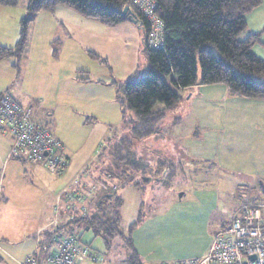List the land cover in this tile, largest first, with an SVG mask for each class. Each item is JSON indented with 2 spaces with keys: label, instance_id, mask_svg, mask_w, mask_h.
<instances>
[{
  "label": "rangeland",
  "instance_id": "1",
  "mask_svg": "<svg viewBox=\"0 0 264 264\" xmlns=\"http://www.w3.org/2000/svg\"><path fill=\"white\" fill-rule=\"evenodd\" d=\"M27 2L0 6V22H6L1 45L17 44ZM149 7L145 3L139 8ZM142 37L133 23L108 25L60 5L35 17L19 70L15 59H8L0 70V86L7 85L11 95L25 96L29 102L23 103L33 105L35 121L59 134L73 163H85L89 169L72 185L77 197L56 212L67 215L94 194L117 193L123 200L118 210L122 236L110 240L109 246L94 228L75 229L93 251L110 250L105 264H128L127 239L142 264L201 258L244 204L264 203V105H245L248 99L224 95L218 87L182 91L181 103L166 114L157 134L143 142L132 140V148H126L132 154L128 161L126 151L113 149L121 137L130 139L134 116L122 106L120 87L143 78L149 68ZM163 108L158 103L153 112ZM9 141L8 133L0 130L2 159ZM35 169L13 158L7 169L0 163V237L8 238L1 243L8 242L13 255L11 247L25 233L34 244L40 227L53 217L51 189L58 179ZM119 169L124 175L111 180ZM22 192L31 195L30 205ZM154 229L160 232L151 240L149 231Z\"/></svg>",
  "mask_w": 264,
  "mask_h": 264
},
{
  "label": "trees",
  "instance_id": "2",
  "mask_svg": "<svg viewBox=\"0 0 264 264\" xmlns=\"http://www.w3.org/2000/svg\"><path fill=\"white\" fill-rule=\"evenodd\" d=\"M150 1L156 7L152 17L148 18L134 0H28L27 16L20 22L19 40L14 47L0 45V62L15 59V67L19 70V64L28 51L33 21L43 11H54L58 6L66 5L85 18L116 26L131 23L128 16H123L124 9L129 7L143 35L142 54L149 68L143 78L120 87L122 106L134 116L129 127L130 139L121 137L113 149L127 152L126 148L133 146L132 140L143 142L157 134V127L166 114L181 103L180 93L195 86L224 85L234 97L264 100V58L253 51L262 43V33L241 38L247 30V15L259 8L263 0ZM18 3L19 0H0V6L4 7H15ZM157 20L161 23V46L156 48L151 44V34ZM167 78H171L170 83ZM158 103L164 104V108L153 112ZM127 153L128 161L132 154ZM113 173L115 178L111 176L114 178L111 180L124 175L120 169ZM106 174L109 175L108 172ZM71 190L69 194L75 199L77 194L73 193V188ZM122 205L123 200L117 193L94 194L90 200L76 203L78 209L67 215L62 213L59 232L78 236L84 243L75 229L78 226L94 228L109 246L110 240L122 236L118 211ZM138 224L139 221L132 224L130 231ZM53 233L51 227L44 234L38 252L40 264L45 262ZM125 244L130 252L128 264H142L131 240H125Z\"/></svg>",
  "mask_w": 264,
  "mask_h": 264
},
{
  "label": "built area",
  "instance_id": "3",
  "mask_svg": "<svg viewBox=\"0 0 264 264\" xmlns=\"http://www.w3.org/2000/svg\"><path fill=\"white\" fill-rule=\"evenodd\" d=\"M145 3L149 4V9H140L150 18L155 3L134 0L137 7ZM153 25L155 30L151 34V44L157 48L161 46V23L157 20ZM0 130L10 137V158L23 160L30 165H42L50 175L61 176L66 171L68 160L63 144L48 127L35 121L33 107L19 103L10 94L0 98ZM69 192L72 191L63 194L65 201L72 198ZM59 216L60 211H57L52 223L54 233L49 251L42 264L99 263L100 255L82 243L78 236L59 232ZM38 256L39 253L35 252L23 264H40ZM168 264H264V203L254 206L244 204L231 223L215 235L209 251L201 258Z\"/></svg>",
  "mask_w": 264,
  "mask_h": 264
},
{
  "label": "crops",
  "instance_id": "4",
  "mask_svg": "<svg viewBox=\"0 0 264 264\" xmlns=\"http://www.w3.org/2000/svg\"><path fill=\"white\" fill-rule=\"evenodd\" d=\"M5 27H6V22H0V31H2V32L6 31ZM263 30H264V0H263L262 5L259 8H257L251 14L247 15V30L241 36L242 39H245L248 36H250L251 34L262 33V36H261V42L262 43L258 44L253 49L254 53L261 58H264V32H263ZM14 33H15V30H14V26H13L12 34H10V35H12L11 40H13V38H14ZM4 45L5 44H3V46ZM6 61L7 60L0 62V70L5 69V66H3V65H5L4 63ZM208 87H218L217 91L224 92V95L225 94L231 95L230 92L228 91V89L225 88L223 85H212V86H208ZM6 88H8L7 85L0 86V97L5 95V94H10L8 89H6ZM12 96L19 103H21L23 105H25L24 104L25 102H29L28 100H26L24 98L25 96L20 94V92L16 93L15 95H12ZM19 98L21 100H19ZM246 99H248V98H246ZM247 101L248 102L245 105H250L252 103H257V105H264V100H254V99L252 100L251 99V102H249V99H248ZM259 103H262V104H259ZM26 105H29V104H26ZM32 106H30V107H32ZM261 120L264 122V117H262ZM52 133H53V131H52ZM53 136L57 140H59L62 144H64V142H63V140L59 134L55 133V135H54V133H53ZM9 140H10V137H9ZM10 147H11V140L7 144L6 154L3 156V159L1 157L3 154L0 151V163L3 162L6 169L8 168V160L12 159V158H10V155H9L10 154ZM64 151H65L66 157L68 158L69 166H68L67 171L63 175L56 177L58 179V182H56L57 184H55V186L52 187V189H51V190H53L52 191L53 196H51V204H50V205H53V209H52L53 217L51 218V221L44 224L42 227H40L39 236L37 239H35L34 244H32L30 240L27 241V236L25 233L21 242L18 241L17 244H15L14 246L11 247L12 249H14L15 255L11 254L10 251L6 248V245L8 244V242H4V244L1 243V239L5 240V241H9L8 238L7 237H3V238L0 237V264H23L24 260L28 256L32 255V253L34 254L35 252H39V246L44 241V234L47 230H49L51 228V225L54 222V217H55V214L57 213L56 209L59 207V205H62L65 203V200L63 198V194L65 192L71 190L72 185L75 183V181L77 179H79L80 177L84 178L85 173L88 172L89 169H88L87 165H85V163L84 164H76V163L74 164L73 163V159L69 156L65 144H64ZM33 167H36V169L34 170L35 172L40 171V170L47 171L45 169V167L42 165H33ZM47 173H48V171H47ZM88 175H90V172L87 174V176ZM51 176H53V175H51ZM241 178L244 181H253L252 176L241 175ZM86 181H87V179L85 178V182ZM48 192L49 191H47V193L44 194V196H46L48 194ZM22 194L25 195V197H26V202H27L26 205H30L29 200L31 198V195L26 193V192H22ZM41 200H42V198H39L38 202H40ZM8 201H9V199H8ZM2 218H5V217L3 216ZM23 231L26 232L25 227H23ZM159 232L160 231L158 229H154V230L149 231L150 236H151V240H155L157 238ZM82 240H83V238H82ZM84 244L88 245V243H84ZM116 245H120L119 240L116 242ZM136 249H137V252L140 254L139 249L138 248H136ZM98 253L100 254V262L99 263H91V262L86 261L83 264H105L107 257L110 254V250L109 251L104 250L103 252H98ZM7 254H10L12 257H10ZM6 256L9 257L8 260L4 259V257H6Z\"/></svg>",
  "mask_w": 264,
  "mask_h": 264
},
{
  "label": "water",
  "instance_id": "5",
  "mask_svg": "<svg viewBox=\"0 0 264 264\" xmlns=\"http://www.w3.org/2000/svg\"><path fill=\"white\" fill-rule=\"evenodd\" d=\"M123 16H128L131 23L137 25L138 21L136 20L135 16L132 15V12L130 11V8L127 7L124 9Z\"/></svg>",
  "mask_w": 264,
  "mask_h": 264
}]
</instances>
